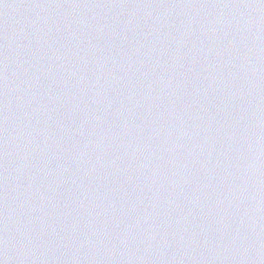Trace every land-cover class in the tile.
Wrapping results in <instances>:
<instances>
[{"label": "water", "instance_id": "95a60500", "mask_svg": "<svg viewBox=\"0 0 264 264\" xmlns=\"http://www.w3.org/2000/svg\"><path fill=\"white\" fill-rule=\"evenodd\" d=\"M0 264H264V0H0Z\"/></svg>", "mask_w": 264, "mask_h": 264}]
</instances>
